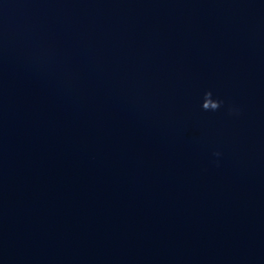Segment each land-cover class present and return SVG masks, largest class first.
Listing matches in <instances>:
<instances>
[{
	"label": "water",
	"instance_id": "95a60500",
	"mask_svg": "<svg viewBox=\"0 0 264 264\" xmlns=\"http://www.w3.org/2000/svg\"><path fill=\"white\" fill-rule=\"evenodd\" d=\"M0 264H264V0H0Z\"/></svg>",
	"mask_w": 264,
	"mask_h": 264
},
{
	"label": "clouds",
	"instance_id": "9594fccd",
	"mask_svg": "<svg viewBox=\"0 0 264 264\" xmlns=\"http://www.w3.org/2000/svg\"><path fill=\"white\" fill-rule=\"evenodd\" d=\"M222 104H223V101L221 100V103L218 104V105L216 106V110H218V109L221 107ZM216 110H215V111H216ZM226 111H227L228 115H230V116H237V115H239L240 109H239V107L236 106V105L229 104V105L227 106ZM213 155H214L215 157H220V156H221V153H220L219 151H215V152L213 153ZM215 162L218 163L219 161L217 160V161H215Z\"/></svg>",
	"mask_w": 264,
	"mask_h": 264
}]
</instances>
